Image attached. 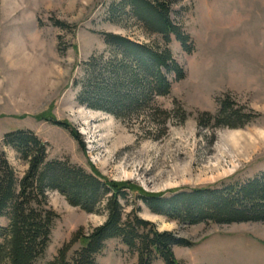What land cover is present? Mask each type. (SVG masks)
Instances as JSON below:
<instances>
[{"label": "rangeland", "instance_id": "1", "mask_svg": "<svg viewBox=\"0 0 264 264\" xmlns=\"http://www.w3.org/2000/svg\"><path fill=\"white\" fill-rule=\"evenodd\" d=\"M119 1L0 0V153L18 178L28 164L4 137L19 129L47 143L49 160L69 159L145 192L244 181L263 171L264 0H169L171 18L194 43L191 53L175 39L170 44L185 78L171 74L170 95L117 116L79 101L86 62L111 56L104 33L149 45L160 41L135 19H110V6ZM226 102L241 115L229 119L232 125L215 118ZM52 119L68 122L79 140ZM48 201L59 217L36 264H50L75 232L89 234L107 219L105 202L98 213H89L55 189L48 191ZM136 202L141 217L190 242L173 245L184 264H264V221L180 223L133 197L124 202L125 212ZM137 259L119 238L107 240L97 255L99 264Z\"/></svg>", "mask_w": 264, "mask_h": 264}, {"label": "trees", "instance_id": "2", "mask_svg": "<svg viewBox=\"0 0 264 264\" xmlns=\"http://www.w3.org/2000/svg\"><path fill=\"white\" fill-rule=\"evenodd\" d=\"M118 14L135 19L160 41L149 45L104 33L111 56L97 63L95 58L86 62L87 77L79 101L121 116L132 108L148 107L156 96L170 95V75L175 80L186 75L170 44L175 39L191 53L194 43L185 28L171 18L169 0H120L109 8L110 19ZM240 117L238 111H230L227 102L215 116L227 125H232L229 119ZM52 121L79 140V133L68 122ZM4 144L13 148L28 168L18 178L6 153H0V218L8 219L7 225L0 223V264H36L46 251L59 217L49 206L48 191L52 189L89 213H98L105 202L107 219L89 234L83 229L75 232L50 264H99L97 255L112 238H119L131 253L137 254L134 264H155L158 260L163 264H184L176 257L173 245L190 242L171 231H160L154 222L141 217L137 202L126 213L124 202L129 204L132 197L152 212L180 223L264 221V170L244 181L230 178L215 185L151 193L130 182L110 179L96 169L89 171L69 159L49 160L47 143L32 130L8 132Z\"/></svg>", "mask_w": 264, "mask_h": 264}]
</instances>
